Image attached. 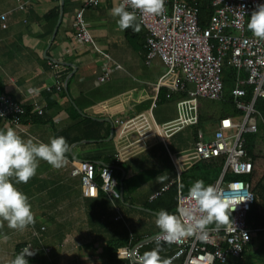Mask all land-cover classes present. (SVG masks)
<instances>
[{"label": "crops", "instance_id": "crops-1", "mask_svg": "<svg viewBox=\"0 0 264 264\" xmlns=\"http://www.w3.org/2000/svg\"><path fill=\"white\" fill-rule=\"evenodd\" d=\"M83 1L0 0V16H5L6 25L2 28L0 20L3 94L29 112L19 127L0 120V130L11 126L23 138L34 136L45 143L63 136L71 146L67 166L55 169L40 161L36 175L27 184L16 185L28 196L36 222L24 232L9 229L5 223L0 229V259H5L7 252L12 259L18 244L30 245L35 252L26 257L29 264L105 262L108 241H122L121 247L129 250L140 245V257L157 244L163 248V257L176 251L172 244L152 239L160 232L155 214L161 209L171 212L168 206L173 204L168 191L149 200L156 189L174 178V170L167 172L158 156L160 148L165 152L161 143L149 145L118 164L117 199H110L102 191L95 199L85 198L79 179L71 175L73 164L81 161H91L97 168L114 163L117 135L126 122L148 114L156 97L152 85L165 72L159 59L146 61V33L142 26L139 31L119 28L118 17L111 14L118 0H100L97 6L83 9L93 43L78 42L75 14ZM55 8L57 17L47 18L53 17ZM114 61L118 67L112 69ZM105 72H109L108 79L100 82L99 77ZM56 85L59 90H45ZM162 92L163 89L159 94ZM178 99L179 95H172L170 99L156 101L151 118L157 125L177 119ZM170 100H174L175 107L169 113L167 106L159 105ZM34 104L42 115L33 111ZM183 129L173 133L167 143L168 150L170 145L176 148V155L190 152L194 143L192 136L189 142L172 139ZM161 175L168 179L159 182L157 177ZM5 234L9 236L7 241L3 240ZM179 261L173 264H180Z\"/></svg>", "mask_w": 264, "mask_h": 264}, {"label": "built area", "instance_id": "built-area-1", "mask_svg": "<svg viewBox=\"0 0 264 264\" xmlns=\"http://www.w3.org/2000/svg\"><path fill=\"white\" fill-rule=\"evenodd\" d=\"M99 1L84 0L82 8L75 14V39L80 43H93L83 19V9L97 6ZM198 1H208L211 5V13L203 27L199 24L198 9L190 6L187 0H165V11L160 16H144L136 11L137 23L146 33V61L157 58L165 67L160 80L152 85L156 91L154 104L148 109V114H140L138 120L131 119L123 125L114 141L113 164L97 168L91 161H81L73 164L71 175L79 179L85 198L95 199L98 192L102 191L110 199H117L120 196L117 190L118 164L149 145L161 143L168 153L174 178L156 189L149 196V200L157 199L174 185L177 212L181 207L194 204L188 198V192L181 188V175L200 163L222 159L221 172L212 185L222 191L225 200H247L231 213L235 229L225 225L217 230L215 224L210 225L206 234L171 243L176 251L168 258H172L173 263L180 260V264H227L228 261L241 257L259 231L247 222L254 196L249 190V184L243 179L250 174L252 168L243 135L258 132L255 118L264 127V117L254 107L258 98L264 100V41L248 34L246 27L247 17L257 5L264 4V0ZM121 2L122 0H118V3ZM127 10L134 11L131 7ZM241 11L245 16L241 15ZM0 20L3 22L2 28H5V16L1 15ZM103 56L108 58L104 54ZM49 65L55 67L53 63ZM117 67L118 64L112 62V69ZM224 67L232 68L236 72L231 100L242 114L220 119L211 137L198 131L190 152L182 155L170 153L167 139L178 130L197 125L199 99L225 100L222 82ZM244 71L246 76L243 78L241 73ZM108 73L105 72L99 77V81H106ZM245 87L252 88L249 101L246 100ZM52 89L59 90V87H45L46 91ZM161 89L164 90L165 99H170L172 95L180 96L176 102L177 119L167 125H157L151 118V110L156 101H161L157 99ZM33 111L42 115V110L36 104L33 105ZM25 113L24 106L11 96H0V120L19 127ZM225 175L235 178L226 181ZM236 183H241L244 187L237 190ZM152 239L165 242L160 232ZM139 247L140 245L132 250L119 247L113 254L119 260H128L131 264L140 263Z\"/></svg>", "mask_w": 264, "mask_h": 264}, {"label": "clouds", "instance_id": "clouds-1", "mask_svg": "<svg viewBox=\"0 0 264 264\" xmlns=\"http://www.w3.org/2000/svg\"><path fill=\"white\" fill-rule=\"evenodd\" d=\"M131 7L134 11L127 10ZM136 11L144 16H160L165 11V0H122L111 9V14L118 17L121 30L133 28L140 30ZM241 15L245 16L243 11ZM247 28L252 36L264 41V4L257 5L248 18ZM71 146L63 136L50 138L45 143L36 137L23 138L9 126L0 130V229L24 232L35 224V213L27 195L16 185L27 184L37 172L40 161H44L55 169H61L69 163L68 155ZM166 175L157 177L159 182L167 180ZM244 186L236 183L237 190ZM188 198L194 201L191 206L181 207L176 213L161 209L155 215V225L160 230L163 240L169 244L194 235L206 234L210 225L215 224L235 229L231 213L244 199L225 200L222 191L203 180L195 181L189 188ZM250 200V197L249 199ZM9 236L3 235L7 241ZM32 247L25 246L8 264H29L26 257L35 255ZM163 248L157 244L146 251L140 258V264H173L172 258L163 257Z\"/></svg>", "mask_w": 264, "mask_h": 264}, {"label": "trees", "instance_id": "trees-1", "mask_svg": "<svg viewBox=\"0 0 264 264\" xmlns=\"http://www.w3.org/2000/svg\"><path fill=\"white\" fill-rule=\"evenodd\" d=\"M187 3L190 6H194L198 9L199 14V24L200 26H205L207 23V19L211 13V5L208 1H198V0H187ZM57 9L55 8L54 11H52L53 17H47V18H56L57 17ZM246 20V27L248 18ZM247 33L252 35L251 32L247 28ZM145 50V49H144ZM246 73L245 71L241 73V77H245ZM236 79V72L232 68L224 67L222 72V82H223V95L225 99V105L230 106L228 110H223L221 115L218 117L224 118V117H237L242 114L241 111L237 110L232 102L231 97V90L234 87V82ZM247 91L246 100L249 101L252 96V88L251 87H245ZM3 94V85L1 83L0 79V96ZM159 99L165 100L164 93L159 94ZM255 109L261 114L262 117H264V100L263 99H257L254 105ZM29 115V112L24 114L22 117L23 120ZM24 118V119H23ZM209 117H204L202 112L199 110L198 115V123L195 126H199L202 121L209 120ZM258 124V132L256 134H244L243 137L245 139V148L248 154V157L251 162V172L249 175L245 176L243 179L247 181L249 184V190L254 196V201L251 206V209L248 213L247 222L250 226L253 228L259 229L257 234H262L263 238L261 239L260 244L255 247V249L249 250L247 253V249H251L253 245V241H251L247 247V249L242 253L241 257L238 259H232L227 262V264H264V153L260 151L258 139L264 137V127L263 125L258 121L257 118H255ZM197 131H194L192 133L193 141H196V134ZM105 134H108V131L105 132ZM223 166L222 159H213L209 160L203 163H200L191 169H189L187 172L183 173L181 175V188L184 192H188V186H189V180H187L186 174L189 171H197L200 175V180H203L205 184H213L211 181H207L205 179L206 175L212 174L215 176V180L219 176L221 172V168ZM116 174L120 176L119 172L116 171ZM186 177V178H185ZM235 177L232 175H225V180H231ZM173 188L168 190V199L169 202L173 203L172 205H169L168 208L171 210L172 213H176V187L173 185ZM165 194V193H164ZM22 244H18L15 248V253L12 258L15 257L17 253L20 252V248L22 247ZM121 246H124L122 241H108L106 243V256L107 259L105 262L96 263V264H131L128 260H119L114 257L113 251ZM245 260V263H244ZM247 260V261H246ZM180 262V261H179Z\"/></svg>", "mask_w": 264, "mask_h": 264}, {"label": "rangeland", "instance_id": "rangeland-1", "mask_svg": "<svg viewBox=\"0 0 264 264\" xmlns=\"http://www.w3.org/2000/svg\"><path fill=\"white\" fill-rule=\"evenodd\" d=\"M148 68V67H146ZM149 69V68H148ZM225 101V100H224ZM224 101H210L207 99H199L198 100V105H199V110L202 112L204 117H209V120L206 121H202L201 124L199 126H191V127H187L185 129H183L182 131L178 132L172 139L176 140V141H184V142H189L191 135L194 131H200L203 134H205L206 137H211L212 132L214 131V129L216 128L215 124L216 121L218 119V117L221 115L223 110H228V108L230 106L225 105ZM160 107H168V112H171V108L172 106L175 107V103L174 100H170L162 105H159ZM238 117V116H237ZM239 122V121H238ZM169 141H171V139H167V143L169 144ZM258 144H259V149L261 152L264 153V137L263 138H259L258 139ZM193 149V143H192V148ZM169 150L171 151V153L173 154H178L176 153V148L171 146L169 147ZM158 156L159 158L162 160V163L164 164V167L166 169L167 172L172 173L173 169L171 168L170 165V160L168 158V153L165 149V152L162 148H160V150H158ZM187 180H189V186H188V190L190 188V186L197 180H200V175L197 171H189L187 174ZM206 182L211 181L212 183L215 182V176H213L212 174L210 175H206L205 176ZM263 238L262 234H256L252 239H253V245H252V249H255V247H257L260 242L261 239ZM251 249V250H252ZM9 252H7V254L5 255V259L1 258L0 259V264H8L9 261ZM255 264H259V263H255Z\"/></svg>", "mask_w": 264, "mask_h": 264}, {"label": "water", "instance_id": "water-1", "mask_svg": "<svg viewBox=\"0 0 264 264\" xmlns=\"http://www.w3.org/2000/svg\"><path fill=\"white\" fill-rule=\"evenodd\" d=\"M112 135H113V128L111 127L110 136L112 137Z\"/></svg>", "mask_w": 264, "mask_h": 264}]
</instances>
